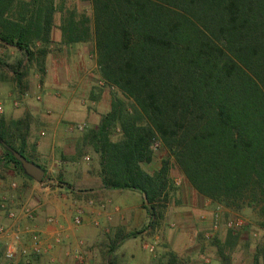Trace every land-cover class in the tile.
<instances>
[{
    "label": "trees",
    "instance_id": "obj_1",
    "mask_svg": "<svg viewBox=\"0 0 264 264\" xmlns=\"http://www.w3.org/2000/svg\"><path fill=\"white\" fill-rule=\"evenodd\" d=\"M90 4L91 17L61 10L59 44L92 42L97 80L121 94L82 136L103 187L143 194L153 224L171 186L168 158L152 172L142 166L158 141L199 195L256 210L264 226V0ZM56 13L53 0H0V41L42 63ZM21 63L13 69L19 82ZM13 124L16 132L0 116V138L28 158L25 122ZM218 255L231 264L223 248ZM252 264H261L257 256Z\"/></svg>",
    "mask_w": 264,
    "mask_h": 264
},
{
    "label": "rangeland",
    "instance_id": "obj_2",
    "mask_svg": "<svg viewBox=\"0 0 264 264\" xmlns=\"http://www.w3.org/2000/svg\"><path fill=\"white\" fill-rule=\"evenodd\" d=\"M57 13L54 16L55 26L52 30V42L48 47V53L58 56L63 52V46L59 44L60 38L55 40L53 37H57L60 33L58 24L60 22V13L62 9L71 8L78 12L85 13L86 16L91 17L92 9L90 0H53ZM60 11V12H59ZM84 47L85 59L76 61L75 73L78 74L79 70H83L86 66L88 75L91 78V83H87L88 86L84 87L83 91H87L88 87L99 96L100 104L91 109H99L97 112L103 111V107H109L113 95L117 94L121 96L119 92H116L112 86L108 87L105 84L98 83V73L96 66V59L94 55L93 43L88 42ZM37 62L36 59L27 60L23 59L21 66L18 68L19 72L23 73L22 81L16 80L15 72L13 69L16 67V63L21 59L19 50L12 46H7L0 41V116H2L6 123L9 124L12 129L15 124L13 122L22 120L27 127V136L25 146L23 147L24 154L26 156H34L37 152L34 148V144L37 139L46 137L53 132V120L57 119L58 113L52 107L44 105L43 88H48L47 80V61ZM38 86V87H37ZM56 90H53L51 94L54 97ZM87 93V92H86ZM37 96H40L38 99ZM87 97L83 93H80L79 98ZM89 98V96L87 97ZM94 98V97H93ZM91 117L88 121H85V129L79 133L77 144L75 145L77 159L76 164L71 165V169H74L75 165L82 167L86 171L95 172L96 162L94 160L93 149L84 144L82 136L85 131L91 128ZM77 122V121H76ZM80 122V121H79ZM15 132L16 130L13 129ZM116 136V134L114 135ZM14 146H19V140L15 139ZM89 156V159H85ZM168 158L170 165V179L171 186L167 200L156 214L153 224L145 237L130 239L137 249V255L131 263L134 264H221L220 257L218 255V247L223 248V251L229 255L231 264H252L254 257H258L261 264H264V226L262 225L263 217L256 211L247 207H243L239 210H229L225 207L220 208V224L216 230L210 231L211 235L206 238L204 233L210 226V218H200V213L205 210L212 212L216 205L215 203L202 201L203 209L198 211L194 218L198 219L199 224H195L190 228V232H187V228L177 222L174 217L176 208L182 203V196L186 195L192 188L184 178L176 163L170 155L166 153L161 147L154 150V158L149 163H143L142 166L145 170L152 172L158 169L161 165V160ZM68 159V158H67ZM40 166L44 169L47 168V161H41L39 159ZM12 162L7 160L4 155V151L0 147V194L7 197V202L10 205L17 207L19 203L35 201L41 194L40 190L36 188V182L31 180L23 184H18L16 189H11L9 183L14 179L17 182V178L10 174ZM70 167V166H69ZM18 169V168H17ZM61 170V172H60ZM58 172L48 171V175L45 177V184L52 190L55 186H67L72 181L71 172H67V168L61 167ZM19 171V170H18ZM73 171V170H72ZM76 172V171H75ZM175 179H181L179 185L175 184ZM56 197H61L63 191H52ZM51 192V193H52ZM43 193V191H42ZM49 193V194H51ZM12 201V202H11ZM195 201V199H194ZM79 208L84 209L81 204ZM204 207L206 209H204ZM83 213V211H82ZM209 215V214H208ZM201 219L205 224L201 225ZM232 220L233 227L227 228L225 221ZM9 222L0 221V224ZM148 223V222H147ZM93 224V223H92ZM97 226V225H92ZM115 224H106L102 227L103 237L99 242H90L88 239L83 238L84 241L79 243L80 249L78 253H70L72 256L71 264H130L127 260H123L121 254L118 252L117 238L112 239L113 230ZM135 231V230H134ZM232 231V232H230ZM189 233V235L187 234ZM117 237V236H116ZM154 243V252H148L144 248V244ZM3 241L0 240V264H9L3 258ZM35 263H39L43 258V264H59L52 262L49 257L47 259L42 254H34ZM75 255V257H74ZM10 264H28L24 262L14 261Z\"/></svg>",
    "mask_w": 264,
    "mask_h": 264
},
{
    "label": "crops",
    "instance_id": "obj_3",
    "mask_svg": "<svg viewBox=\"0 0 264 264\" xmlns=\"http://www.w3.org/2000/svg\"><path fill=\"white\" fill-rule=\"evenodd\" d=\"M53 38L55 40L60 38V33ZM85 45L86 43L64 45L63 52L60 55L54 56V54L49 53L45 58L49 85H47L48 88H43L42 91L44 105L52 107L58 115L57 119L52 121L53 132L46 137L37 139L34 144L37 152L34 156L28 157L37 164H40L39 159L47 161L48 169L44 167V180L49 170L58 172L61 167H66L67 172H71L72 180H75V182L70 181L71 183L67 186L57 185L52 190L45 184L44 180L39 183L36 182V188L41 192L39 197L30 203H19L17 205L19 214L14 220L8 219L3 212H0V221L9 222L5 224L10 225V228L25 231L22 245H30V233L37 231L40 235V246L42 248L40 254L46 259L49 257L52 262H58L59 264H71L72 256L70 253L79 252V243L84 241L83 238L92 243L99 242L103 237L102 227L105 224L107 226V224L111 225L113 223L116 227L111 238H117L118 252L123 260L134 264L131 261L136 257L137 249L131 241L145 237L152 226L151 218L145 207L144 195L131 189L103 187L98 176L97 164L95 172L86 171L80 165H75V168L71 169L72 167L69 165L77 163L75 145L78 141L77 136H79L77 132L79 130L70 127L80 123L84 125L85 129V121L89 122L88 118L90 117L92 119L89 124L93 127L98 124L101 115L108 111L110 107V105L109 107L105 106L103 111L100 112H97L99 109H91V106L96 105L98 107L100 100L97 93L94 92L95 89L91 90V87H88L87 91H83L85 86L87 88V83H91L90 75H88L89 70L85 66L83 70L78 71V74L75 73L76 69L73 65L76 64V61L85 59L86 54L83 51ZM19 53L21 61L26 59L21 51ZM53 90H56L57 97L51 94ZM80 93L89 96V98L80 99ZM11 168L9 170L10 174L18 179L17 182L14 179L12 181L17 184L21 185L32 180L18 171L14 164H11ZM54 190L63 191L62 196L56 197L52 192ZM182 198V203L176 208L177 212H175L174 217L180 225L187 228V232H190V228L194 226L195 221L196 224H199L198 219L194 216H197L196 212H201V209H203V199L206 204L210 200L199 195L194 189L188 191ZM90 200L93 201L92 204L89 203ZM25 203L34 209L33 219L26 218L21 213L20 207ZM79 204L84 209H82L81 224L76 226L73 223V215L76 213V209L80 207ZM204 209L206 208L204 207ZM202 213L210 218L211 213L205 210L200 213V218L205 217ZM48 217H52L55 221L48 222ZM154 219L155 216L152 220ZM204 220L201 219V225L205 224ZM94 224L97 226H92ZM187 234L189 235V233ZM57 237L59 238L58 242L55 241ZM130 239L132 240L130 241ZM35 257L34 254L26 257L17 256L14 263L25 261L28 264H34L36 262ZM42 262H45L43 258L37 264H43Z\"/></svg>",
    "mask_w": 264,
    "mask_h": 264
},
{
    "label": "built area",
    "instance_id": "obj_4",
    "mask_svg": "<svg viewBox=\"0 0 264 264\" xmlns=\"http://www.w3.org/2000/svg\"><path fill=\"white\" fill-rule=\"evenodd\" d=\"M99 84L103 85L102 81H98ZM39 99L40 96H37ZM71 129H76L82 131L84 129L83 124H75L70 127ZM159 146V142L155 141L153 144V148L156 149ZM85 159H89V157H85ZM180 179H175V184H180ZM11 189H16L18 184L14 181L9 183ZM89 203H93L92 200ZM21 213L26 217L33 219L34 218V209L28 204H22L20 207ZM220 205H217L215 209L210 214V229L204 233V236L208 238L211 235L210 231L216 230L220 224ZM0 212H3L6 217L10 220H14L17 218L19 212L17 207L10 205L7 202V197L0 194ZM81 214L82 210L80 208L76 209V213L73 215V223L78 226L81 224ZM48 222H54L55 220L52 217L47 218ZM10 225L0 224V240L3 241V258L9 264L14 261L17 256L26 257L31 254H39L42 251L40 246V235L37 231H33L30 233L31 243L30 245H22V240L25 235V231H21L20 229L10 228ZM225 226L227 228L233 227V221L227 220L225 221ZM55 241H59L57 237ZM144 248L148 252H154L155 244L154 243H146L144 244Z\"/></svg>",
    "mask_w": 264,
    "mask_h": 264
},
{
    "label": "water",
    "instance_id": "obj_5",
    "mask_svg": "<svg viewBox=\"0 0 264 264\" xmlns=\"http://www.w3.org/2000/svg\"><path fill=\"white\" fill-rule=\"evenodd\" d=\"M0 145H2V147H4L14 157V159L19 162L22 172L25 176L38 183L43 180L45 170L39 164L29 160L22 153L12 148L1 138Z\"/></svg>",
    "mask_w": 264,
    "mask_h": 264
}]
</instances>
